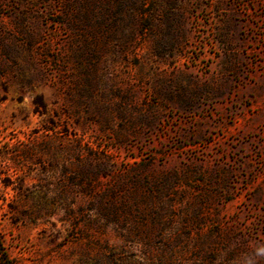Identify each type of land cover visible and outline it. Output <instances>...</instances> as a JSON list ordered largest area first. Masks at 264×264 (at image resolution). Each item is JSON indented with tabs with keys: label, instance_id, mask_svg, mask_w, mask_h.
<instances>
[{
	"label": "rangeland",
	"instance_id": "rangeland-1",
	"mask_svg": "<svg viewBox=\"0 0 264 264\" xmlns=\"http://www.w3.org/2000/svg\"><path fill=\"white\" fill-rule=\"evenodd\" d=\"M2 254L264 264V0H0Z\"/></svg>",
	"mask_w": 264,
	"mask_h": 264
},
{
	"label": "trees",
	"instance_id": "trees-1",
	"mask_svg": "<svg viewBox=\"0 0 264 264\" xmlns=\"http://www.w3.org/2000/svg\"><path fill=\"white\" fill-rule=\"evenodd\" d=\"M39 101H41V100L39 99ZM41 105L43 106V104H41ZM0 261H1L0 264H9V262H8V260L4 254H2Z\"/></svg>",
	"mask_w": 264,
	"mask_h": 264
}]
</instances>
